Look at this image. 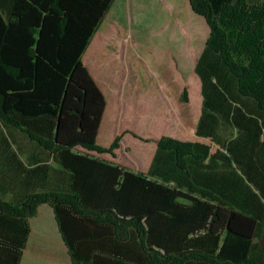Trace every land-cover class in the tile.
<instances>
[{
	"label": "trees",
	"instance_id": "1",
	"mask_svg": "<svg viewBox=\"0 0 264 264\" xmlns=\"http://www.w3.org/2000/svg\"><path fill=\"white\" fill-rule=\"evenodd\" d=\"M112 1L0 0V121L54 154L71 184L68 191L28 194L17 203L0 192V264H18L28 218L44 202L74 264H264L255 244L264 190L251 176V163L224 157L237 168L247 165V182L258 191L247 184L248 190L209 192L200 184L185 188V176L197 182L195 165L202 167L208 145L162 135L146 173L102 156L115 157L119 137L109 146L96 143L106 97L82 55ZM189 2L209 28L195 67L204 110L224 100L234 106L233 124L249 120L264 134V0ZM241 105L255 110H238ZM203 115L201 131L208 130ZM259 138L251 145H263ZM237 141L230 139L226 149L247 155L233 150ZM168 156L174 166L164 175Z\"/></svg>",
	"mask_w": 264,
	"mask_h": 264
},
{
	"label": "rangeland",
	"instance_id": "2",
	"mask_svg": "<svg viewBox=\"0 0 264 264\" xmlns=\"http://www.w3.org/2000/svg\"><path fill=\"white\" fill-rule=\"evenodd\" d=\"M163 2L115 0L97 31L99 37L95 36L94 44L83 55L108 103L97 144L109 146L119 137L114 159L139 171L147 170L160 136L195 137L196 112L189 99L182 97L185 90L195 88L194 62L175 53L185 48L178 39L193 38L194 32L152 26L154 12L167 7ZM142 8L149 12L147 17ZM196 27L201 46L209 30L199 23ZM164 100L170 101L169 108L160 106L165 105ZM222 134L226 131L211 137L210 142L221 143Z\"/></svg>",
	"mask_w": 264,
	"mask_h": 264
},
{
	"label": "crops",
	"instance_id": "3",
	"mask_svg": "<svg viewBox=\"0 0 264 264\" xmlns=\"http://www.w3.org/2000/svg\"><path fill=\"white\" fill-rule=\"evenodd\" d=\"M157 1L161 2V0ZM163 1V3H167V7L163 11L158 10L154 12V16L152 17V22L154 23L152 26L159 28L172 26L174 28L190 29L194 32L193 38L188 37L185 39H178V42L185 45V48L175 53L178 58L181 56L182 58H189L194 62L193 72L196 75L195 88L193 90H186L188 92L186 100L189 99V104H191L194 109L193 112H196V129L195 137L189 140L208 145L209 147V156L204 159V162L202 163L203 168L195 165V169L197 170L196 173L200 170L197 182L194 184L192 180L185 176V188H187V185H195L196 188H198L200 184V188H202L203 191L213 192L219 189V186H222L224 191L229 190L228 187H230L232 192L236 186L248 190V185H251L256 191H258L260 187L257 186V189L256 186L247 182L245 176V172L248 170L247 165L244 164L242 168H237L232 162L233 160H229L227 163L224 162V157L229 155L232 158H241L244 163H251L253 170V175L251 176L253 178L256 177L259 180L263 187L262 189L264 190V144H260L261 146L251 145V140L253 138L257 139L258 136H260L259 140L261 141L264 136V134H260L259 132L260 126L249 120L240 125L233 124L234 122L230 118L234 106L232 105L231 107L230 105H226L224 100L216 99L212 108L206 107V110H204L202 78L196 71L195 67L199 62L203 50H205V43H202V45L199 46L198 41L196 40V24L199 23L201 26L205 25L209 30L204 20L205 18L192 11L189 0H182L181 3L178 1L172 2V0ZM114 2L115 0L112 1L108 12L103 16L99 27L93 32L83 55L88 50L89 46L94 44V41L96 40L95 36H98L97 31H99L105 17L110 13ZM141 13L144 17L149 15V12L146 11V9ZM189 22L193 23L192 26L188 25ZM84 61L85 60L83 59V63L88 67ZM90 72L94 76L91 70ZM93 78L95 79V76ZM166 90L168 89L166 88ZM244 101L248 100L244 99ZM158 102L160 103V101ZM164 103L165 105L160 104V106L162 105V107L166 108L171 106L170 101L168 100H164ZM240 108L249 109V107L242 105L237 109L239 110ZM251 108L255 110L253 105ZM107 109L108 103L106 98V108L103 113L102 122L99 126L96 143H98V139H100L101 136L102 124ZM252 109H249V111H253ZM202 111H205V116L203 115L205 121H203L205 125L208 126V130L205 131H201L198 128L199 124L202 123ZM225 111L228 112L227 117L223 115V112ZM225 131L226 134L224 136L222 134L224 139L221 143L217 144L216 142H210L211 137H215L217 134L220 135V133H224ZM230 139L239 140L233 144L232 142L230 143L233 150L240 148L248 152L249 155H234L232 151H228L226 147L230 142ZM156 149L155 143L154 151L152 155L149 156L146 171H139L132 167L131 169L143 173L148 172L155 161L154 156H156ZM256 150H259L258 154L256 153ZM163 153L165 156L168 155L166 152ZM102 156L109 160L118 163L120 162L117 158H112L109 153H105ZM173 164L174 163L170 160V156L166 159L164 158V175L168 172L169 167L172 168L174 166ZM154 166H156V164H154ZM157 167L159 169L161 165ZM157 167L155 169H157ZM192 174L194 175L195 173ZM70 185L69 172L65 170L54 154L47 151V149L41 146L37 141L32 140L29 134L25 131L13 126L3 125L0 121V192L3 199L17 203L24 199L28 194L41 191H68ZM237 192L240 193L241 191L237 190ZM54 215L55 213L52 207L44 202L38 205L36 215L28 218L30 230L26 238V244L21 248L20 261L18 264H74L67 248L68 246L65 244L60 234V229ZM258 234L259 236L255 238V244L257 245L256 254L264 261V222L261 223ZM4 241L9 242V237Z\"/></svg>",
	"mask_w": 264,
	"mask_h": 264
}]
</instances>
